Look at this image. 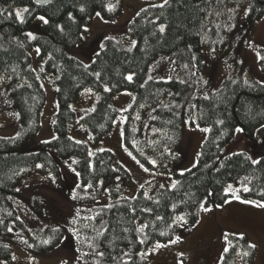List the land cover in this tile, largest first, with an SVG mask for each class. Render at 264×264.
I'll use <instances>...</instances> for the list:
<instances>
[{
  "label": "trees",
  "instance_id": "16d2710c",
  "mask_svg": "<svg viewBox=\"0 0 264 264\" xmlns=\"http://www.w3.org/2000/svg\"><path fill=\"white\" fill-rule=\"evenodd\" d=\"M107 3L116 5L115 11L108 12L104 7ZM17 7L31 9L25 23H19L14 16L7 18V14L0 16V71L7 75L10 97L20 124L17 136L0 137V235H11L7 229L15 227L22 239L35 245L31 249L24 243L22 246L36 255L53 251L62 244L60 241L66 236L64 228L58 233L51 231L53 227L31 233L20 220L12 201L21 196L19 186L37 164L42 165V173L53 175L56 182L62 184L57 157L78 161L74 168L81 173V187L74 190L78 195L76 202H98L96 220L102 231L106 229L96 241L98 250L105 253L99 264H120L122 260L127 264H148L139 253L151 249L156 242L173 244L170 240L177 236L179 242L183 241L182 228H169L173 216L185 215L187 228L195 227L199 222L198 203L206 200L207 205L224 206L225 199L232 197L225 198L223 188L244 181V177L251 180V183L244 181L251 192H243V185L238 187L241 199L264 202L260 195L264 192V158L260 159V164L253 165L247 154L224 156L223 153L234 140L236 128H243L245 137L251 139L264 127V84L253 78L232 76L205 99L194 96L191 86L177 78L148 80L151 65L161 57L170 58L181 69H185L187 63L190 72L196 64L203 68V49H225L241 32L246 7L249 9L247 22L262 20L264 0H169L163 8H144L129 23V34L135 45L129 47L121 40L113 37L109 40L102 35L99 38L104 37V47L90 66L73 57L70 50L83 43L84 39L80 37L86 33L82 32V27L92 25L96 12H101L108 22L118 19L123 11L121 0H54L44 5L35 0H0V8L12 11ZM81 7L84 12L80 11ZM69 13L76 23L68 20ZM41 15L50 23H42L36 39L30 40L25 33ZM57 24L64 26L63 33L56 28ZM161 24L166 26L164 33L158 31ZM36 47L41 49L40 58L46 59L44 75H53L59 89V110L54 123L56 138L42 143L35 152L24 153L22 147L36 138L42 129L47 102L45 88L32 67L30 52ZM261 53L264 56V50ZM193 56L195 60H192ZM261 68L264 72V60H261ZM95 73H99V77ZM129 74H134L132 83L124 79ZM105 86L111 91L105 92ZM86 89L93 90L98 101L79 124L85 127L95 146L112 132L120 115L113 104L114 98L123 92L135 94V102L126 113L125 145L150 169L152 165L148 160L151 155L155 156L162 166L152 170L169 171L172 178L179 181L176 188L165 185L155 196L148 195L150 199L144 198L143 190L133 198L121 199L130 186V176L118 163L116 155L108 150L92 153L87 144H77L70 136L71 126L77 123L72 106ZM137 115L141 118L134 126L133 119ZM187 118L211 131L201 148L197 165L181 175L174 166L184 162L177 149L185 135ZM220 120L223 124L217 123ZM89 162L94 170L88 167ZM89 182L93 188L84 192L83 188ZM208 192L214 195L209 196ZM35 206L40 213V206ZM145 208L151 209V213L142 211ZM157 216L163 220H157ZM141 224L149 225L144 234L136 231ZM160 232L166 235L161 236ZM144 236L147 243L140 244L139 239ZM241 236L244 239H240ZM49 237H54L50 245L40 243ZM229 239L236 248L229 251L224 264H255L257 247H248L252 243L246 235H229ZM243 251L249 255L239 261L240 256L236 253ZM12 254V247L0 246V258L9 263Z\"/></svg>",
  "mask_w": 264,
  "mask_h": 264
},
{
  "label": "rangeland",
  "instance_id": "374dc122",
  "mask_svg": "<svg viewBox=\"0 0 264 264\" xmlns=\"http://www.w3.org/2000/svg\"><path fill=\"white\" fill-rule=\"evenodd\" d=\"M121 1L123 5L122 14L114 22L104 23V19L102 21L94 17L92 25L88 27L89 32L84 35L86 39L70 50L73 57L90 66L95 55L104 47L102 43L104 37L99 38L102 35L121 40L129 47L133 46L132 42L135 40L129 34L131 20L142 9L163 3V0ZM245 10L248 14V7L244 9L241 32L225 49H214V51L211 48L203 49V68L196 64L194 71L190 72L188 69L177 68L170 58L161 57L151 65L148 76L151 75L153 78L165 81L176 78L184 80L191 86L192 94L196 97H207L219 89L227 78L232 76L241 75L244 79L253 78L264 84V72L261 68V60L257 56V53L263 56L261 50H264V18L258 22L249 23L246 21ZM41 24L42 22L36 19L29 32L37 35L40 32ZM30 55L32 67L39 75L45 88L47 102L42 116V129L36 138L22 147L21 151L24 153L35 152L42 143L56 138L53 121H55L59 110L55 77L44 75L46 59H41V51L38 54L35 49L30 52ZM0 77H2L0 79V137L13 138L20 131L19 116L16 115L18 112L10 97L6 73L0 71ZM86 90L82 92L79 100L72 106L79 126L77 123L71 126V138L87 144L92 153L108 150L116 155L118 163L129 170L130 186L127 187L123 197L133 198L140 190L155 196L161 188V184L171 187V184L176 181L169 171L153 170L158 174L150 176L143 172L125 151L127 148L125 132L123 137H121L120 132L121 130L124 131L128 121L126 113L135 102V94L131 93L132 95L129 96L125 94L129 92H123L114 98L113 104L119 110L120 115L115 121L112 132L95 146L85 127L79 124L86 112L94 109L98 101V95L93 90L92 94L87 93ZM139 117L141 118V116ZM124 118H126L125 122L121 123ZM138 121L135 116L133 119L134 126H137ZM201 128L209 127H201L197 123L193 124L192 119L187 118L184 128L185 135L181 146L177 149V153L184 157V162L174 166L176 171L184 173L197 165L201 148L210 133V131H200ZM223 153L224 156L244 153L253 159L264 158V127L259 129L254 138L251 139L246 138L244 132L236 133L234 140L224 148ZM53 156L57 157L55 153ZM150 159L157 161L153 155L150 156ZM72 160H62L57 157L63 178L62 184H58L55 179L50 178L49 173H42L41 167H34L19 186L21 196L19 198L14 197L12 201L20 220L31 233L49 227L64 228L66 221L70 219V215L74 213L76 208L82 209L81 216L95 217L94 220L82 219L78 222L82 239L85 236L91 239L97 235V231H102L96 220L98 202L78 203L71 198L74 190H77L76 185L80 184L79 177L72 171L74 168ZM158 165L159 167L162 166ZM51 177L54 176L51 175ZM145 180H151L152 184H144ZM241 181L243 180L231 184L238 188L243 185ZM140 184H144L143 189L140 188ZM230 201V203L219 207L214 204L207 205L212 211H198L199 222L195 227L187 228L186 224L180 227L182 228L180 233L184 236L182 242L167 244V247L156 251H152V248L143 251L147 252L143 258L147 260L148 264H181V260L183 264H220V257L223 255L222 249L225 247L224 235L227 233L229 235H246L250 242L257 247L255 264H264V209L250 204H242L233 198ZM35 205L40 206V213L37 212ZM85 225L88 227L85 228ZM10 234L0 235V246L7 244L12 247V257L14 255L16 259H12L8 263L0 258V264H62L63 260H68V264H81L80 261L74 259V256L79 255L76 248L79 247L84 251L91 252L86 244H78L71 237V234L66 232L64 241L59 247L43 255H36L22 246V235L15 227H12ZM85 259L88 264H96V261L100 262L101 260L99 257L93 258L91 256ZM239 261H241V256Z\"/></svg>",
  "mask_w": 264,
  "mask_h": 264
},
{
  "label": "snow or ice",
  "instance_id": "6c2138e0",
  "mask_svg": "<svg viewBox=\"0 0 264 264\" xmlns=\"http://www.w3.org/2000/svg\"><path fill=\"white\" fill-rule=\"evenodd\" d=\"M36 3H42V2H46V0H35ZM169 3V0H163V3L159 4V5H153V7H159V8H163L165 7V5H167ZM105 9L108 11V12H113L115 11V8H116V5L114 4H111V3H107L104 5ZM80 11L81 12H84L85 9L83 7L80 8ZM230 11H235V10H230ZM5 14H7V18H11V17H15V19L23 24L25 23L26 21V14H31V9L29 7H17V8H14L12 11H8V9H4V8H0V16H5ZM247 14V10H245V15ZM95 16L97 18H99L100 20L103 21V16L101 15V12H96L95 13ZM38 20H40L43 24L45 25H48L50 23L49 19H47L45 16L41 15V16H38L36 17ZM68 20L73 22V23H76V19L75 17L69 13L68 15ZM104 23H108V21H103ZM114 22V21H113ZM165 25L161 24L158 28V31L160 33H164L165 31ZM56 28L61 32L63 33L64 32V26L61 25V24H57L56 25ZM82 32L83 33H87L89 32V28L85 25L82 27ZM25 35L30 39V40H35L36 39V36L31 33V32H27L25 33ZM80 38L82 39H86L85 36H81ZM106 39H113L112 37H107ZM133 43V46L135 45V41L132 42ZM20 46L23 47V43L21 42L20 43ZM103 47V46H102ZM129 51H131V48L128 49ZM41 49L39 47L35 48V52L36 53H40ZM214 51V49H213ZM257 56L260 60H264V56H261L260 53H257ZM192 60H195V56L192 57ZM174 63V62H173ZM87 67V66H85ZM189 65L186 63L184 64V68L185 69H188ZM14 71V69H13ZM41 71H43V69H41ZM193 75H195V73H192ZM95 75L97 77H99V73H95ZM133 75L134 74H129L127 76L124 77L125 80H127L129 83H132L133 82ZM0 79H2V77H0ZM153 77L151 75L148 76V80H152ZM169 80L171 79L170 77L168 78ZM181 83H186V81L184 80H181L180 81ZM144 85H141V87H143ZM114 87V86H113ZM59 90V89H57ZM104 91L105 92H110L111 89L108 88L107 86H105L104 88ZM87 93L89 94H92V90L91 89H87L86 90ZM129 96H131L132 94L129 92V93H125ZM205 99H207V97H205ZM141 107H143V105H141ZM171 107H183V105H171ZM192 107H195L194 105ZM126 110V109H125ZM17 117L19 114H16ZM155 119V117H153ZM136 119L139 120L140 117L139 115L136 116ZM126 118H124V120L121 121V123L125 122ZM53 123H55V121H53ZM192 123H195V121H192ZM218 124H223V121L220 120V121H217ZM200 131L202 132H209L211 131V129L209 128H201L199 129ZM244 129L243 128H236L235 129V132L236 133H243ZM120 135L121 137L124 136V131L121 130L120 132ZM71 139V138H70ZM48 141H45V143H47ZM77 144L81 143V141H76ZM125 151L127 152V154L136 162L137 165H139V168L143 170V172L145 173H148L150 176H156L158 173H156L155 171H153L152 169H155L157 167H159V165L157 164V161L156 160H152V159H149L148 160V163L152 165V169L148 168V167H145V165L143 163L140 162L139 159H137L136 156H134L132 154V152L128 151L127 148H125ZM89 156L92 155L91 152L88 153ZM141 155H143V153H141ZM233 155H244V153H233ZM247 159L251 160L252 164L253 165H258L261 163L260 160H257V159H253L252 157H247ZM78 161L73 159L72 160V164H77ZM195 166V165H194ZM37 168H40L42 167V165L40 164H37L36 165ZM88 167L90 169H93V165L89 162L88 164ZM121 167H123V165H121ZM94 170V169H93ZM117 170V169H114V171ZM72 171L75 173V175L77 177H79L81 175V173L79 171H76V169H72ZM125 171H129L128 169H125ZM162 175V174H161ZM181 175H183V173H181ZM50 178H52L53 180L55 179L54 177H51V174H50ZM244 181H247L248 183H251V180L248 178V177H244ZM101 184L103 183L102 181L100 182ZM241 183L243 184V188H242V191L243 192H251V188L248 187L247 184H244L243 181H241ZM144 184H148V185H151L152 184V181L151 180H145L144 181ZM144 184H140V188L143 189L144 188ZM179 184V181H176V182H173L171 184V188H176L177 185ZM77 188H80L81 185L80 184H77L76 185ZM161 188H164L165 185L161 184L160 185ZM93 188V185L91 182H89L84 188H83V191L84 192H87L88 189H91ZM18 191V189H17ZM241 191V189H238V188H235L232 184H227L226 187L223 188V196L225 198L231 196L234 200L236 201H239L240 203L242 204H250V205H253L254 207H257V208H261V209H264V202H260V201H253V200H249V199H241V196L238 194L239 192ZM144 198L145 199H150V197L148 196V193L147 192H144ZM208 195L211 196V195H214V193L212 192H208ZM260 195L262 197H264V192H261ZM71 198L72 200H76L78 198V195L77 193L73 192L72 195H71ZM82 198V197H81ZM121 199H127V197H121ZM231 201L230 200H227L225 199V203H230ZM158 203V201H157ZM207 201L206 200H202L201 202L198 203L197 207H198V211L200 212H211L212 209L210 207L207 206ZM220 205H217V207H219ZM81 211L82 209L80 208H76L74 213H72L70 215V219L66 221L65 223V226H64V230L71 234V237L74 238L76 240V242L78 244H86V247L88 249H91V252H87V251H84L82 248H76V252L79 253V255H76L74 256V259L76 261H80L81 264H88V261L85 259L86 257H99L100 259H103L104 256H105V253L103 251H99L98 250V244L96 243L97 239L101 236L104 235V231H106V229L104 231H97V235L95 237H92L91 239H89L87 236H85L83 239L81 238V230L80 228L78 227V222L82 219H87V220H94L95 217L94 216H81ZM133 211V215H135V209L132 210ZM142 211H145V212H149L151 213V209H142ZM173 212H175V206H173ZM157 220H163V217L161 216H157L156 217ZM185 224H187V219H186V216L185 215H175L171 218V223L169 224V228H172V227H183ZM85 228H87L88 226L85 225L84 226ZM149 225L148 224H141L139 225L137 228H136V231L141 233V234H144L145 232V229L148 228ZM8 232H12V228L9 227L7 229ZM51 231L53 233H58L61 231L60 228H53L51 229ZM125 231H127V229H125ZM160 235L161 236H164L166 235L165 232H160ZM54 239V237H49L48 239H43L40 241V243L44 246H48L52 243V240ZM240 239H244L243 236L240 237ZM180 240V237L177 236L174 240H170L171 243L175 244L177 242H179ZM224 241H225V247H223L222 249V252H223V255L220 257V264H224V261H225V257L226 255L229 253L230 250H234L236 248V245H233L231 243V240L229 239V234H225L224 235ZM61 243H63V238L61 239L60 241ZM22 243H24L25 245H27L28 248H33L35 247L34 244L32 243H29V241L27 239H22ZM139 243L140 244H146L147 243V237L144 236L143 238L139 239ZM168 245L167 244H162L160 242H156L153 246H152V251H156L158 249H161V248H165L167 247ZM248 247L249 248H255L256 245L254 244H248ZM4 248H8V245L5 244L4 245ZM128 254L125 253V256H127ZM139 255L143 258L147 255V252H141L139 253ZM237 256H241V257H246L249 255V252L247 251H243V252H237L236 253ZM13 260L16 259V257L13 255L12 257ZM30 259H34V258H30ZM113 259H116V257H113ZM62 264H68V260H63L62 261ZM96 264H99L98 261H96ZM120 264H127V261H120ZM181 264H183V261L181 260Z\"/></svg>",
  "mask_w": 264,
  "mask_h": 264
},
{
  "label": "water",
  "instance_id": "95a60500",
  "mask_svg": "<svg viewBox=\"0 0 264 264\" xmlns=\"http://www.w3.org/2000/svg\"><path fill=\"white\" fill-rule=\"evenodd\" d=\"M54 0H46V2L39 3L40 5L49 4L53 2Z\"/></svg>",
  "mask_w": 264,
  "mask_h": 264
}]
</instances>
